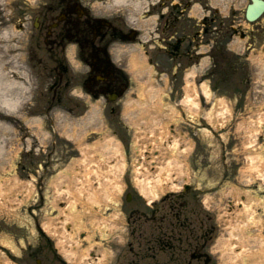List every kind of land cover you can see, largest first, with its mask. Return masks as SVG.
Listing matches in <instances>:
<instances>
[{
    "label": "rangeland",
    "instance_id": "1",
    "mask_svg": "<svg viewBox=\"0 0 264 264\" xmlns=\"http://www.w3.org/2000/svg\"><path fill=\"white\" fill-rule=\"evenodd\" d=\"M197 1L223 28L214 43L225 41L204 74L210 102L182 108L168 85L134 77L109 111L81 90L49 89L44 51L31 64V107L0 127V264H252L254 249L264 264V14L246 20L251 0Z\"/></svg>",
    "mask_w": 264,
    "mask_h": 264
},
{
    "label": "bare ground",
    "instance_id": "2",
    "mask_svg": "<svg viewBox=\"0 0 264 264\" xmlns=\"http://www.w3.org/2000/svg\"><path fill=\"white\" fill-rule=\"evenodd\" d=\"M14 2H17V0H8L6 2V0H0V16H9V14L13 13V9L12 6L14 4ZM144 3L143 2H136L133 4V9L131 14L138 16L139 14H141V11L145 6H143ZM195 17H199L200 21L203 19V15H199L198 13H194ZM142 19L143 16H139V19ZM140 19V20H141ZM0 20H2V17H0ZM4 21V20H3ZM3 23V24H1ZM0 23V105L1 107L4 108V110H9V111H13V109H16L21 103H22V98H20L21 96V90L20 92L18 91L21 86H23L22 81H20V77H19V69H18V65L16 63V58L13 57L12 54V48H11V44L13 42H11V40H13L16 37V34L11 32L9 27V24H7V21L5 22H1ZM136 50V49H134ZM133 53L136 54V51H133ZM144 60L146 61V59L144 58ZM144 61V62H145ZM138 65V62H137ZM15 70H17L18 72V78L17 75L15 73ZM145 76V74H142V78ZM145 82L142 83V85L144 87L147 86V81H149V77L146 76L145 77ZM25 85V84H24ZM27 89H28V82H27ZM25 87V86H24ZM24 87H22V92ZM143 87V88H144ZM162 94V93H161ZM163 95V94H162ZM194 96H197L196 93ZM24 99H26L27 97H23ZM186 101L189 102V99H186ZM195 103H199L198 98L195 97V99L193 100ZM8 112L6 111V114L3 115L0 114V116L2 118H0V127L1 130L4 131V129L7 128V124L8 121L6 120L7 118L9 119V116L7 115ZM261 124V123H260ZM258 125V123H257ZM162 133V132H161ZM168 133H170L168 131ZM177 139V138H176ZM175 139V140H176ZM1 152L3 151V148L0 147ZM3 158L2 157V162H3ZM0 165H1V161H0ZM91 166V165H90ZM88 166L87 168V173H86V177L89 175V173H94L96 168H93L92 166L90 167ZM4 170H6V167H4ZM89 179V177H87V180ZM0 183H1V179H0ZM71 211H70V216H72L73 218H80L81 217V212L79 211L78 208H76V203L74 201H72L71 203ZM106 221V219H105ZM101 222V226L102 229H108L110 226H107V224L105 222H103L100 219ZM109 224V223H108ZM107 226V228H106ZM243 239L245 238L244 236H241ZM240 240H242L240 237H238ZM249 238V236H248ZM233 241H238V239H232ZM239 242H243V241H239ZM239 242L237 243L239 246ZM231 243V244H230ZM230 246L231 248H236L237 246L235 244H232V241L230 242ZM246 247L243 248V254L245 253ZM241 255V254H238ZM237 255V256H238ZM251 256V259H253L252 264H260L259 260H257V256H258V252L256 249H254L253 251H251V253L249 254ZM251 264V262H250Z\"/></svg>",
    "mask_w": 264,
    "mask_h": 264
},
{
    "label": "water",
    "instance_id": "3",
    "mask_svg": "<svg viewBox=\"0 0 264 264\" xmlns=\"http://www.w3.org/2000/svg\"><path fill=\"white\" fill-rule=\"evenodd\" d=\"M254 4H251L248 8V16L253 18L258 15L264 9V1L254 0Z\"/></svg>",
    "mask_w": 264,
    "mask_h": 264
},
{
    "label": "flooded vegetation",
    "instance_id": "4",
    "mask_svg": "<svg viewBox=\"0 0 264 264\" xmlns=\"http://www.w3.org/2000/svg\"><path fill=\"white\" fill-rule=\"evenodd\" d=\"M67 22H68V20H67ZM83 24H88V21H85ZM66 27V23L63 25V29ZM183 32V31H182ZM182 32H180V33H178V38H179V40H178V45H182V41H181V34H182ZM107 70H110V68H107Z\"/></svg>",
    "mask_w": 264,
    "mask_h": 264
}]
</instances>
